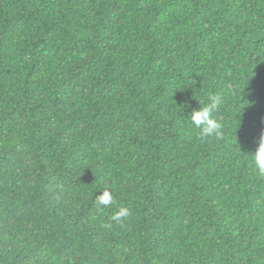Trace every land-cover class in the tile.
Returning a JSON list of instances; mask_svg holds the SVG:
<instances>
[{
  "label": "trees",
  "instance_id": "16d2710c",
  "mask_svg": "<svg viewBox=\"0 0 264 264\" xmlns=\"http://www.w3.org/2000/svg\"><path fill=\"white\" fill-rule=\"evenodd\" d=\"M262 133L264 0H0V264H264Z\"/></svg>",
  "mask_w": 264,
  "mask_h": 264
},
{
  "label": "clouds",
  "instance_id": "9594fccd",
  "mask_svg": "<svg viewBox=\"0 0 264 264\" xmlns=\"http://www.w3.org/2000/svg\"><path fill=\"white\" fill-rule=\"evenodd\" d=\"M207 101L208 102L198 110H193L187 118L190 119L194 127L200 130L201 136H215L219 138L221 136L222 125L215 118L214 113L223 103V98L220 94H209ZM251 158L258 173L264 175V133L261 134L258 146ZM95 203L97 208H108L114 203V196L109 190H102V194L95 198ZM129 215L130 211L128 208L120 207L111 218L119 223Z\"/></svg>",
  "mask_w": 264,
  "mask_h": 264
}]
</instances>
